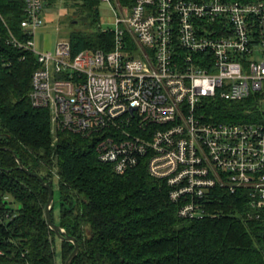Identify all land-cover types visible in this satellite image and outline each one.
Returning <instances> with one entry per match:
<instances>
[{
  "label": "built area",
  "instance_id": "1",
  "mask_svg": "<svg viewBox=\"0 0 264 264\" xmlns=\"http://www.w3.org/2000/svg\"><path fill=\"white\" fill-rule=\"evenodd\" d=\"M23 1L27 38L8 44L36 56L30 98L49 110L52 133L91 138L117 174L144 163L180 218L209 216L216 189L243 191L247 218H264V0L120 3L127 16L104 29L112 50L76 55L70 41L36 52L52 0ZM213 99L256 107L247 120L211 122L203 109Z\"/></svg>",
  "mask_w": 264,
  "mask_h": 264
},
{
  "label": "trees",
  "instance_id": "2",
  "mask_svg": "<svg viewBox=\"0 0 264 264\" xmlns=\"http://www.w3.org/2000/svg\"><path fill=\"white\" fill-rule=\"evenodd\" d=\"M62 1L72 11L75 55L112 50L114 34L101 27V0ZM119 2L132 7L136 0ZM23 20V0H0V264H57V235L45 212L49 191L18 160L54 189L52 221L80 246L71 264H264V218H247L243 191L216 189L209 216L183 219L144 163L117 174L99 161L91 138L64 132L52 143L50 112L30 98L36 56L8 44L11 34L27 38ZM80 23L84 29L75 28ZM255 107L213 99L203 110L208 121L227 123L247 120ZM74 248L62 241L61 259Z\"/></svg>",
  "mask_w": 264,
  "mask_h": 264
},
{
  "label": "rangeland",
  "instance_id": "3",
  "mask_svg": "<svg viewBox=\"0 0 264 264\" xmlns=\"http://www.w3.org/2000/svg\"><path fill=\"white\" fill-rule=\"evenodd\" d=\"M113 8L115 9V11ZM98 10L99 16L101 18V27L104 29H115L116 18H124L127 16L122 6L120 5L119 0H112L111 6L101 1ZM70 12H72L70 11V8L65 3L60 1L51 2L49 7L44 10L43 15L46 21V25L38 29L36 32V52L40 53L43 51H54L58 43L63 41H69V37L73 29V26L71 24ZM75 26L76 29H84L82 23ZM60 133L55 134L51 131V135L53 137V144L58 141ZM57 181L58 178L55 176V182L57 183ZM58 220L59 212L55 211V221ZM55 238L57 245V264H65V260L61 259L62 241L57 236Z\"/></svg>",
  "mask_w": 264,
  "mask_h": 264
},
{
  "label": "water",
  "instance_id": "4",
  "mask_svg": "<svg viewBox=\"0 0 264 264\" xmlns=\"http://www.w3.org/2000/svg\"><path fill=\"white\" fill-rule=\"evenodd\" d=\"M14 156H16V155L14 154ZM18 162H19L20 168L23 171H25L30 176H33V177L39 179V181L42 183V185L49 191V200H48V203H47L46 209H45L46 218H47V221H48L50 228L53 230V232L57 235V237L61 241L72 242L74 244V246H75L74 251L72 252V254L70 255V257L67 259V261L65 263V264H71L73 259L77 256L79 249H80V246L74 237L67 235V233L64 229H62L59 225L53 223V221H52L51 209H52L53 204H54V189L52 188V186H50L49 184H47L44 181L42 176H40L37 173H33V172L29 171L28 169H26L19 160H18Z\"/></svg>",
  "mask_w": 264,
  "mask_h": 264
},
{
  "label": "crops",
  "instance_id": "5",
  "mask_svg": "<svg viewBox=\"0 0 264 264\" xmlns=\"http://www.w3.org/2000/svg\"><path fill=\"white\" fill-rule=\"evenodd\" d=\"M60 2H63V1H62V0H60ZM48 7H49V6H48ZM48 7H47V8H48ZM44 21H45V18H44ZM45 25H46V21H45ZM45 25H44V26H45Z\"/></svg>",
  "mask_w": 264,
  "mask_h": 264
}]
</instances>
